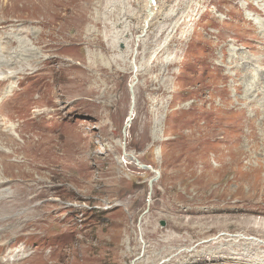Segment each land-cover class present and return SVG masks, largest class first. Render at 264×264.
Returning a JSON list of instances; mask_svg holds the SVG:
<instances>
[{
	"label": "rangeland",
	"instance_id": "obj_1",
	"mask_svg": "<svg viewBox=\"0 0 264 264\" xmlns=\"http://www.w3.org/2000/svg\"><path fill=\"white\" fill-rule=\"evenodd\" d=\"M143 3L0 0V58L34 70L0 86V125L33 105L0 157V264L15 237L18 264H264V0L150 7L125 138L149 204L122 154Z\"/></svg>",
	"mask_w": 264,
	"mask_h": 264
},
{
	"label": "bare ground",
	"instance_id": "obj_2",
	"mask_svg": "<svg viewBox=\"0 0 264 264\" xmlns=\"http://www.w3.org/2000/svg\"><path fill=\"white\" fill-rule=\"evenodd\" d=\"M143 5H144V19H143V22H142L141 29L143 28L144 21L146 19H148L146 17V14H145L146 11H147V8H148V4H147L146 0H144ZM154 14L152 15L151 21L153 20ZM10 58H13V60H15V61H9L8 58H5V59L3 57L0 58V86L6 85V87H7L6 91L7 92H11L14 89V87L12 86V82H13L14 79H16V82H17V80H20V76L28 77L30 75H33V73H34V70H32V69H30V70L28 69L29 70L28 71L27 69H23L22 67H20L21 66V62L20 61H16V57H10ZM14 67H18V68H14ZM19 68H22L23 70H20ZM131 68H132V65H131ZM132 82H133V79L131 81V84H132ZM131 84L129 85V87L131 86ZM39 100H40V98L37 99V101H39ZM19 102H20L19 98L14 100V101H10L9 100L7 102V105H8L7 108L10 109L12 111V113H15V115H17L19 120L22 119L23 122L22 123H18L16 127H14L12 125H10V127H4L3 125H0V157H6V156H8L10 154L8 149H11V146H12L13 143L22 144L24 142V140L26 139L25 128H26V126L28 127V125H27L28 124V120H25V119H26V117H29V114L31 113V110L33 109L32 108L33 105L31 103H29V101H27V104L24 103L23 105H20ZM1 103H0V118L2 117L1 116V109H2L1 106L3 105V103H2V105H1ZM33 112L35 114V111H33ZM133 112H134V110H133ZM133 112L131 114V118L133 116ZM41 115H43V116L45 115L44 111H42ZM128 118H129V113H128V116H127V120H129ZM31 127L33 128V126H31ZM28 131H31V129L29 128ZM31 134H33V133L32 132L29 133V135H31ZM1 238H2V234L0 232V239ZM16 238L17 237H15L12 240H10L6 244L7 246L5 248V249L8 248L10 250L9 253L12 254L11 258L9 257V259H8V260H10V264H18V262L20 260H25V259H26V261L30 260L29 259V255H27L25 257H22V258H17L18 252L14 251V246L16 244L15 243V239ZM3 247L4 246H2L0 244V250H2ZM49 254L50 253L48 251H46V249H43V250L40 251V255L41 256H46V255H49Z\"/></svg>",
	"mask_w": 264,
	"mask_h": 264
},
{
	"label": "water",
	"instance_id": "obj_3",
	"mask_svg": "<svg viewBox=\"0 0 264 264\" xmlns=\"http://www.w3.org/2000/svg\"><path fill=\"white\" fill-rule=\"evenodd\" d=\"M147 4H148V8H147V11H146V14H147V18L144 23H143V28L140 32V35L137 36L135 38V50H134V54H133V57H132V79H133V82L131 84V86L129 87V94L131 96V106H130V111H129V120L126 122V124L124 125L123 129H122V135H123V145H122V154H123V157L126 158L128 161H130L131 163H133L135 166H137V168L141 169V170H144V171H150L152 173L155 174V176L153 178H151L148 182V187H149V194H148V200H147V204L150 203V198H151V193H152V188H153V185L157 182L158 178H159V173L152 170L149 166H145L143 164H141L136 157H134L132 154H128L126 153L125 151V138H126V135H127V129L129 128V126L131 125L132 123V118H131V114L134 110V86L136 85L137 83V77H136V73H137V68L134 66V59H135V56H136V48L138 46V43L139 41L145 37L146 35V32L148 30V27H149V23L151 21V18H152V13L150 12V7L151 5L153 6L154 5V0H146ZM148 212V208L146 209L145 213ZM139 222H140V219H139ZM159 226L161 228H164L165 227V222L164 221H161L159 223ZM139 231V237H140V240H141V233H140V230L138 229ZM142 242V240H141ZM142 244L144 245V243L142 242Z\"/></svg>",
	"mask_w": 264,
	"mask_h": 264
}]
</instances>
